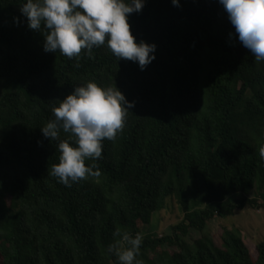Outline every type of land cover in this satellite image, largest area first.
<instances>
[{
  "label": "trees",
  "instance_id": "obj_1",
  "mask_svg": "<svg viewBox=\"0 0 264 264\" xmlns=\"http://www.w3.org/2000/svg\"><path fill=\"white\" fill-rule=\"evenodd\" d=\"M24 2L0 0V264H117L116 229L142 234L141 264H264V240L253 257L238 230L219 244L203 234L214 217L264 211V61L218 0H144L128 17L136 41L156 46L143 71L106 44L71 59L45 52ZM87 82L133 106L102 157L86 162L100 175L67 187L49 172L70 134L51 141L40 128ZM174 203L182 218L169 233L140 228ZM190 230L202 234L188 241Z\"/></svg>",
  "mask_w": 264,
  "mask_h": 264
},
{
  "label": "clouds",
  "instance_id": "obj_2",
  "mask_svg": "<svg viewBox=\"0 0 264 264\" xmlns=\"http://www.w3.org/2000/svg\"><path fill=\"white\" fill-rule=\"evenodd\" d=\"M179 7V0H171ZM235 29L239 42L256 61H264V0H218ZM144 0H26L20 12L31 30H44L45 52L79 57L82 50L90 55L94 48L106 44L117 60L138 63L143 71L155 59V44L137 42L130 30L128 17L140 12ZM132 103L116 87H101L94 82L77 86L58 106L52 108L54 120L40 128L47 139L58 140L59 133L70 134V140H59V162L49 174L71 187L73 183L98 177L95 165L88 160L102 157L103 141L114 140L122 130ZM264 160V145L259 147ZM114 243L108 251L117 264H141L137 259L143 242L140 233L116 229Z\"/></svg>",
  "mask_w": 264,
  "mask_h": 264
},
{
  "label": "rangeland",
  "instance_id": "obj_3",
  "mask_svg": "<svg viewBox=\"0 0 264 264\" xmlns=\"http://www.w3.org/2000/svg\"><path fill=\"white\" fill-rule=\"evenodd\" d=\"M260 203H263L261 196L257 197ZM155 212L150 217L148 224L140 225L144 232L149 230L157 235L167 234L170 232L171 225L177 223L182 214L178 210L177 204L171 208ZM238 230L245 242L250 248L253 257L256 256L254 243L259 240H264V211L249 208L245 210H236L230 217L218 218L214 217L208 220L203 231V234L212 237L216 244L220 243V236L225 230ZM202 233L196 230H190L187 239L192 241L198 238Z\"/></svg>",
  "mask_w": 264,
  "mask_h": 264
}]
</instances>
